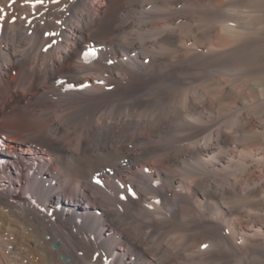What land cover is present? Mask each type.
I'll use <instances>...</instances> for the list:
<instances>
[{
	"label": "bare ground",
	"instance_id": "obj_1",
	"mask_svg": "<svg viewBox=\"0 0 264 264\" xmlns=\"http://www.w3.org/2000/svg\"><path fill=\"white\" fill-rule=\"evenodd\" d=\"M249 1L0 0V264H264Z\"/></svg>",
	"mask_w": 264,
	"mask_h": 264
},
{
	"label": "rangeland",
	"instance_id": "obj_2",
	"mask_svg": "<svg viewBox=\"0 0 264 264\" xmlns=\"http://www.w3.org/2000/svg\"><path fill=\"white\" fill-rule=\"evenodd\" d=\"M252 1H253V0H250V1L247 3L248 5H247V4H243V5L238 4V5H235V7H234L235 9L230 8V10H229V9L227 8V9H226V12H227L229 15H231V14L236 15V13H232V12H231V10H232V11L235 10V11L237 12V15L239 14L240 16H242L243 14H244V15H247V12H249L248 15H252V14H253L252 12H254V10H255V9L253 8L254 6H252V3H253ZM240 5H241V6H240ZM236 8H237V9H236ZM241 8H242V9H241ZM246 9H247L248 11H247ZM252 9H253V10H252ZM245 10H246V11H245ZM249 10H251V11H249ZM229 11H230L231 13H230ZM243 12H244V13H243ZM245 12H246V14H245ZM242 13H243V14H242ZM241 14H242V15H241ZM237 15H236L235 18H237ZM244 15H243V16H244ZM243 16H242V17H243ZM243 20H244V19H243ZM262 20H264V19H262ZM235 22L239 24V22H237V20H235ZM238 27H241V28H240V29H241V32L246 31V30L242 27V25L239 24ZM262 35H264V32H263ZM14 78H15V74L12 73L11 76H10V79H14ZM254 80H255V79H254ZM27 150H28V148H27ZM118 253H119V251H118Z\"/></svg>",
	"mask_w": 264,
	"mask_h": 264
},
{
	"label": "snow or ice",
	"instance_id": "obj_3",
	"mask_svg": "<svg viewBox=\"0 0 264 264\" xmlns=\"http://www.w3.org/2000/svg\"><path fill=\"white\" fill-rule=\"evenodd\" d=\"M3 11V9H0V12H2Z\"/></svg>",
	"mask_w": 264,
	"mask_h": 264
}]
</instances>
